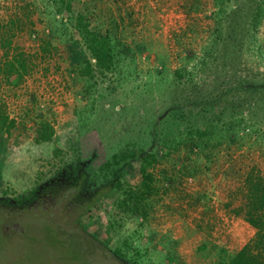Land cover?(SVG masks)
<instances>
[{
  "label": "rangeland",
  "instance_id": "rangeland-1",
  "mask_svg": "<svg viewBox=\"0 0 264 264\" xmlns=\"http://www.w3.org/2000/svg\"><path fill=\"white\" fill-rule=\"evenodd\" d=\"M86 24L109 36L107 69ZM146 150L152 189L125 201ZM250 174L264 178V0H0V264H232L255 230Z\"/></svg>",
  "mask_w": 264,
  "mask_h": 264
},
{
  "label": "trees",
  "instance_id": "trees-1",
  "mask_svg": "<svg viewBox=\"0 0 264 264\" xmlns=\"http://www.w3.org/2000/svg\"><path fill=\"white\" fill-rule=\"evenodd\" d=\"M79 23V18H76ZM78 25V24H77ZM82 37L84 38V44L86 49L89 52L90 57L93 59L94 65L98 68H109L112 63V46L110 44V39L106 31H101L100 29L94 30L89 28L86 24L82 30ZM5 72L14 71L15 66L13 60L9 59L5 63ZM21 66V65H20ZM91 70L89 60L84 61V66L81 69L84 73H89ZM90 74V73H89ZM5 117L2 118L3 120ZM41 124V123H39ZM180 128V125L177 126V129ZM179 131V130H178ZM190 132H194L193 136H189V139H195V137L200 138L205 135L206 131L196 127L190 129ZM50 134V132L48 133ZM47 134H41L42 138L47 137ZM169 142H176L178 139L171 137L168 139ZM194 143V142H193ZM126 153L123 151L120 152V155L117 156L116 153L112 154V157H122ZM153 158L154 154L150 151H142L139 154L140 164V182L135 189L128 188L126 189V197L124 200L135 197L136 199L143 198L145 195L151 191V180L152 175L147 171V165L150 162V159ZM118 172L114 173V176L109 181V183L116 182ZM82 169L78 168L72 176H68L69 180L72 183H76L78 188H80V182L82 181ZM107 183V185L109 184ZM245 186H246V199L243 200V212L245 220L254 227L253 236L246 241L241 247L234 252L233 255L229 257V262L232 264H264V178L260 176H253L252 174L246 175L245 177ZM97 188L92 196L89 197L87 201V196L84 198L86 200L85 206H89L95 198L99 197L103 190L101 186ZM106 187V185H105ZM82 199V198H81Z\"/></svg>",
  "mask_w": 264,
  "mask_h": 264
}]
</instances>
